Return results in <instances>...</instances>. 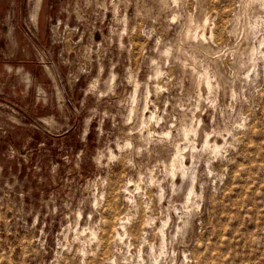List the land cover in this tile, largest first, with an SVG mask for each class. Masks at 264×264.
<instances>
[{
    "label": "clouds",
    "instance_id": "obj_1",
    "mask_svg": "<svg viewBox=\"0 0 264 264\" xmlns=\"http://www.w3.org/2000/svg\"><path fill=\"white\" fill-rule=\"evenodd\" d=\"M241 171L264 181V0H27L9 20L0 264H264V183L226 244L210 219Z\"/></svg>",
    "mask_w": 264,
    "mask_h": 264
},
{
    "label": "rangeland",
    "instance_id": "obj_2",
    "mask_svg": "<svg viewBox=\"0 0 264 264\" xmlns=\"http://www.w3.org/2000/svg\"><path fill=\"white\" fill-rule=\"evenodd\" d=\"M26 4L27 0H17L14 1L12 6L8 9V11L3 15V17L0 18V35H2L3 31L7 30V24L9 20H11L14 23H18L22 16L26 13ZM215 23V22H213ZM211 33H215V28L211 29ZM209 30L206 29L204 32V35H209ZM217 143H222L221 141H217ZM251 150V149H250ZM238 160L241 161V168H243L244 164L249 163L248 161H245L243 157H239ZM259 162V158L257 160L252 161L253 165ZM24 171V169H22ZM252 172H256L255 166L252 169ZM251 175V173L241 171L239 176L236 178V180L233 182L235 184V187L233 188L232 193H230L231 200L233 201L232 204H228V207L223 209L219 212V214L215 215V218H210L212 221V224H221L223 225L227 230L224 231L223 236L220 237V239L223 241L224 244L228 242V238L231 237V229L232 228H240V225L242 223L248 222L249 218L252 217L253 212L256 210L252 208L251 202L248 201L247 204L241 203L239 209L235 206V203L239 201L240 196L243 195L244 200L247 201L248 196L252 192H256L257 195L262 191V189L259 187L260 183H264V181H260L259 177H256L255 182L253 180H250L248 177ZM225 203H228V198H225ZM259 207V205H257ZM23 211L31 212V208H26ZM239 212L240 216L244 219L237 220L233 218V214ZM226 213V214H225ZM18 215H22V213H18ZM9 216H11V213H9ZM15 219V218H13ZM26 219L29 223H32L33 220H35L37 227H40L41 225H44L47 227V224L45 223L44 219L42 217H34V216H27ZM206 219H209V217H206ZM11 223V221H9ZM22 222V221H20ZM259 222V214L257 213V219L255 221H252V223H258ZM252 223H249V227L252 226ZM84 228L83 223L79 225L77 228H74L73 231L69 232V237H72L75 235L76 231L82 230ZM121 231L120 229H117ZM116 230V231H117ZM205 235H208V233H205ZM217 239L216 236H212V240L215 241ZM76 245L73 244V248H75ZM223 244L221 245L220 251H223ZM81 251H83V248H81ZM213 252L217 251L215 248L212 249Z\"/></svg>",
    "mask_w": 264,
    "mask_h": 264
},
{
    "label": "crops",
    "instance_id": "obj_3",
    "mask_svg": "<svg viewBox=\"0 0 264 264\" xmlns=\"http://www.w3.org/2000/svg\"><path fill=\"white\" fill-rule=\"evenodd\" d=\"M17 0H0V18L5 15L10 6H12L13 2Z\"/></svg>",
    "mask_w": 264,
    "mask_h": 264
},
{
    "label": "bare ground",
    "instance_id": "obj_4",
    "mask_svg": "<svg viewBox=\"0 0 264 264\" xmlns=\"http://www.w3.org/2000/svg\"><path fill=\"white\" fill-rule=\"evenodd\" d=\"M119 232H121V231L117 230V233H119ZM122 238H123V237H122Z\"/></svg>",
    "mask_w": 264,
    "mask_h": 264
}]
</instances>
